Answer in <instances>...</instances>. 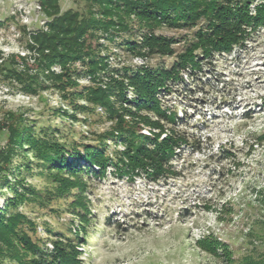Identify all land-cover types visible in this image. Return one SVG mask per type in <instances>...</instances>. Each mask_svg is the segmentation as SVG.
<instances>
[{"label":"rangeland","instance_id":"374dc122","mask_svg":"<svg viewBox=\"0 0 264 264\" xmlns=\"http://www.w3.org/2000/svg\"><path fill=\"white\" fill-rule=\"evenodd\" d=\"M57 2L60 12L70 8L83 11L87 6L83 0ZM43 9L41 0H0V67L14 64L19 71L27 68L30 74L37 72L40 83L36 93H26L0 73V126L13 114L35 130L51 126L67 141H92L113 122L101 107L81 98L78 104L87 110L72 109L54 87L52 77L45 79L39 70L37 51L31 45H36L32 36L37 30L47 31L49 17ZM249 10L254 12V2ZM191 31L166 26L153 30L178 39L180 42L172 46L176 53L183 51V38H190ZM135 33L139 35L138 30ZM90 43L94 45L95 40ZM98 43L106 47L103 52L113 67L167 65L172 61L171 56L145 51L144 56L137 55L101 36ZM71 68L78 70L81 65L75 62ZM51 71L53 75L61 73L58 65ZM180 74L182 81L170 84L167 92H159L158 100L167 115L175 112L184 116L183 120L172 123L146 112H138L137 118L123 117L142 135L159 133L162 138L176 132L183 138L168 161L175 173L156 179L142 172L128 178L115 176L108 167L100 179L91 178L87 190L92 212L87 235L91 241L78 246L83 264H228L198 245L208 234L225 243L234 260L264 256V26L251 31L231 52L204 60L194 73L187 70ZM77 82L91 83L85 75ZM133 95L128 92L129 98ZM6 134L2 126L0 148L6 144ZM107 144V151L118 156L124 149L121 143L108 140ZM26 155L30 168L22 169L25 182L43 192L54 180L38 174L36 158L31 152ZM18 163L23 164V158L15 154L11 168ZM7 175L12 180V175ZM11 195L0 185V208ZM71 195L54 197L44 205L25 200L18 206L34 219L35 236L48 252L53 250V241L63 240L64 235L85 236L80 219L67 210ZM10 263L7 256H0V264Z\"/></svg>","mask_w":264,"mask_h":264},{"label":"trees","instance_id":"16d2710c","mask_svg":"<svg viewBox=\"0 0 264 264\" xmlns=\"http://www.w3.org/2000/svg\"><path fill=\"white\" fill-rule=\"evenodd\" d=\"M83 1L87 5L83 11L70 8L60 12L57 0H41L49 17L47 31L37 30L32 36L36 45L31 48L37 51L39 70L44 72L45 79L52 77L54 87L68 99L72 109L87 110L78 104L81 98L87 104L101 107L113 125L96 134L92 141L77 142L58 137L51 126L35 130L20 117L6 116L2 123L7 134L6 144L0 148V185L7 187L12 195L4 198L0 208V244L3 245L0 256H7L14 264H83L78 246L91 241L87 235L92 215L87 191L91 178L100 179L108 167L117 177L133 178L145 172L144 175L157 179L174 174L168 161L184 141L176 132L162 138L159 133L152 137L142 135L123 117L135 115L137 118L138 112H146L172 123L183 120L184 116L175 112L166 114L158 100L159 92H167L170 84L182 81V71L194 73L204 60L231 52L243 44L251 31L264 26V0ZM253 2L254 12L250 13L249 5ZM160 26L192 30L190 38H183L182 52L176 53L172 48L180 42L178 39L153 32ZM100 36L137 55L144 56L145 52L167 55L172 61L157 66H109L103 52L106 47L98 43ZM91 39L95 40L94 45ZM75 62L81 65L80 69H70ZM12 65H1L3 78L19 84L26 93H36L40 86L39 74H30L27 68L19 71ZM53 65L60 67V74H52ZM82 75L88 77L89 85L78 84L77 78ZM129 91L134 94L131 98ZM108 140L124 146L119 156L107 151ZM28 152L36 158V172L45 174L51 182L54 180L43 192L26 184L22 175L23 168H30L25 159ZM15 154L23 158V164L18 163L12 169L10 161ZM59 175L63 178L56 181ZM69 193L73 199L67 210L80 219L85 236L64 235L63 240L53 241V250L48 252L35 236L34 219L19 211L18 206L25 200L44 205L49 199ZM198 245L228 264H264V256L234 260L227 245L211 234L198 241Z\"/></svg>","mask_w":264,"mask_h":264}]
</instances>
